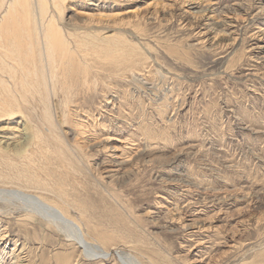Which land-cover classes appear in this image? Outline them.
<instances>
[{"label":"rangeland","instance_id":"1","mask_svg":"<svg viewBox=\"0 0 264 264\" xmlns=\"http://www.w3.org/2000/svg\"><path fill=\"white\" fill-rule=\"evenodd\" d=\"M64 5L67 26L115 34L140 53L130 52L126 75L92 62L89 90L72 81L76 93L61 124L72 158L63 165L37 155L41 177L55 172L47 179L69 193L68 214L89 223L84 231L101 249L125 251L141 264H264V0ZM1 117L2 145L13 147L25 119ZM79 122L88 125L82 136ZM118 158L128 161L109 171ZM22 214L13 213L15 235L0 242L5 264L23 251L21 264L125 263L112 254L84 257L67 229L38 215L25 217L32 228L25 232L16 225ZM18 238L25 249L15 246Z\"/></svg>","mask_w":264,"mask_h":264},{"label":"bare ground","instance_id":"2","mask_svg":"<svg viewBox=\"0 0 264 264\" xmlns=\"http://www.w3.org/2000/svg\"><path fill=\"white\" fill-rule=\"evenodd\" d=\"M64 2L65 0H0V117L18 113L25 119L21 122L23 124V140L14 144L15 146L2 145V140L5 137L1 138L0 136V204H2L0 206V242H9L15 235L13 224H10L11 217L13 213L20 210L24 214L17 215L16 225L25 232H30L32 229L25 223V217L38 215L47 223V226L54 225L55 228L67 229L71 241L83 249L84 257L94 256L95 259L104 260L112 254L118 260L120 258L125 261L123 264H141L130 253L113 248L110 252L105 248L101 249L97 242H93L94 239L90 238L92 234L88 235L84 231L89 223L83 227L79 219H74L68 214V210L73 204L63 183H59L55 179L48 180L55 172L51 174L46 171L47 173L44 175L48 179L45 177L43 179L40 174V171L43 172L44 169L43 164L37 163L39 159H37V155L43 159L59 160L63 165L72 158L69 156V159L65 151L64 139L66 137L63 138L61 129V124L68 123L67 109L75 92L71 82L79 83V85L81 83L89 90L88 79L93 68L91 67L92 62L99 70L109 71L112 67H116L117 71L115 72H118V75H126L134 62L131 59V54L138 53V48L135 45H125L128 43L127 40H122L115 34L105 35L98 31H86L84 27L67 26L62 22L63 17L61 16V13L66 9ZM88 3L94 5L91 1ZM63 20L71 23V15H66ZM59 93L62 98L55 108L53 99ZM59 105L62 109L59 112L61 114L57 116L56 109ZM86 114L88 116L89 112ZM78 125L80 129L78 128L75 134L79 136L86 134L85 130L88 125L83 122L77 123ZM7 139L9 140V138ZM8 140L3 143H7ZM75 145L78 147L77 144ZM33 146L35 149H32ZM113 150H117V148L114 147ZM11 151L13 154L9 153ZM135 158L130 159L135 160ZM76 159L77 157L75 158L77 162ZM126 161L128 160L118 158L109 171L114 172L121 169ZM72 163L74 164V162ZM66 170H70V168ZM15 186L34 192L30 193L19 187L14 188ZM14 201L18 202L17 205L13 203ZM77 204L79 203L77 202ZM10 207H13V210H10ZM86 208L88 209L87 206ZM96 236L99 235L96 234ZM110 236L107 237L110 238ZM19 240V238L14 239L15 246H22L25 249L26 242L24 243L23 240V243H19ZM21 254L14 252L13 259H16L14 264H21ZM1 255L0 264H5L7 254Z\"/></svg>","mask_w":264,"mask_h":264}]
</instances>
